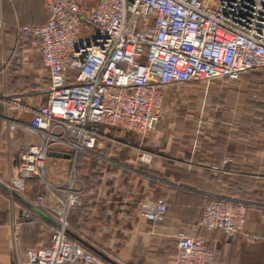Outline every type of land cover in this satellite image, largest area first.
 Masks as SVG:
<instances>
[{"label":"crops","instance_id":"crops-1","mask_svg":"<svg viewBox=\"0 0 264 264\" xmlns=\"http://www.w3.org/2000/svg\"><path fill=\"white\" fill-rule=\"evenodd\" d=\"M48 18L44 0H0V264L23 263L28 249L48 244L56 225L34 205L40 190L34 179L24 195L6 187L20 148L39 141L29 120L46 103L50 84L37 41L17 44V29ZM256 90L253 86L248 94ZM245 97L244 92L212 99L220 113H213L205 128L193 120L189 130L179 121L167 126V117L178 111L169 107V97L157 126L145 134L100 125L95 147L77 157L75 186L82 202L69 212V237L109 264H173L179 233L218 248L215 264H264V127L258 126L264 113L245 111ZM141 151L150 158L142 160ZM71 155L65 146L48 152L50 182L67 180ZM214 197L246 203L244 232L226 236L200 226L203 207ZM158 199L165 200L167 211L155 221L141 206Z\"/></svg>","mask_w":264,"mask_h":264},{"label":"built area","instance_id":"built-area-1","mask_svg":"<svg viewBox=\"0 0 264 264\" xmlns=\"http://www.w3.org/2000/svg\"><path fill=\"white\" fill-rule=\"evenodd\" d=\"M44 3L48 20L20 25L16 34L17 44L37 41L50 79L46 103L29 120L39 141L20 148L6 187L24 195L34 179L40 185L34 205L56 225L48 244L28 249L21 264H109L68 234L69 212L82 202L75 186L78 155L95 147L100 125L138 134L154 130L165 86L238 81L264 69V0H97L91 8L79 0ZM9 129L12 134L14 122ZM56 146L72 152L62 183L45 174L48 152ZM140 158L150 154L141 151ZM246 208L243 201L214 197L204 205L199 224L226 236L244 232ZM141 211L157 221L167 205L158 199L143 203ZM176 247L173 264H215L220 254L185 233L177 235Z\"/></svg>","mask_w":264,"mask_h":264},{"label":"rangeland","instance_id":"rangeland-1","mask_svg":"<svg viewBox=\"0 0 264 264\" xmlns=\"http://www.w3.org/2000/svg\"><path fill=\"white\" fill-rule=\"evenodd\" d=\"M97 0H79L87 8L94 6ZM253 76L250 80L248 77ZM256 87V91L248 94L250 90ZM164 97L168 99V103L173 104L178 108L177 112H172L167 119V126L173 125L174 122L179 121L177 124L180 127L189 130V121L201 122L199 128H205L206 122L211 119L213 113L219 114L220 112L214 105H211L212 99H219L225 96L244 95L245 111H255L256 114L264 113V69H259L254 72L245 74L238 81L229 79H217L212 81H193L183 84L168 85L163 88ZM238 102V101H237ZM171 104L169 107H171ZM232 108V107H231ZM236 108H241V102ZM233 109V108H232ZM164 111V107H163ZM257 111V112H256ZM233 113V111H228ZM235 112V111H234ZM238 113V110H236ZM163 114H161L162 117ZM160 117V118H161ZM258 126L264 127V118L259 120ZM173 127V126H171Z\"/></svg>","mask_w":264,"mask_h":264},{"label":"water","instance_id":"water-1","mask_svg":"<svg viewBox=\"0 0 264 264\" xmlns=\"http://www.w3.org/2000/svg\"><path fill=\"white\" fill-rule=\"evenodd\" d=\"M51 155H56V156H58V154H56V153H51ZM67 157H69V156H67ZM6 264H14V261L11 260L9 263H6Z\"/></svg>","mask_w":264,"mask_h":264}]
</instances>
